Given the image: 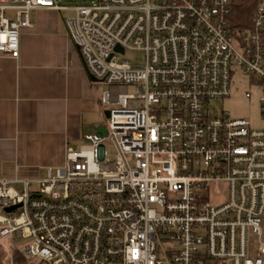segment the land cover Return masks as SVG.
I'll return each instance as SVG.
<instances>
[{
	"label": "built area",
	"instance_id": "1",
	"mask_svg": "<svg viewBox=\"0 0 264 264\" xmlns=\"http://www.w3.org/2000/svg\"><path fill=\"white\" fill-rule=\"evenodd\" d=\"M239 1L0 0V59L19 58L32 11H71L68 37L108 86L104 135L0 178V239L30 264H264V3L237 29ZM242 82L259 128L211 109Z\"/></svg>",
	"mask_w": 264,
	"mask_h": 264
},
{
	"label": "crops",
	"instance_id": "2",
	"mask_svg": "<svg viewBox=\"0 0 264 264\" xmlns=\"http://www.w3.org/2000/svg\"><path fill=\"white\" fill-rule=\"evenodd\" d=\"M60 12L32 11L19 58L0 59V178L15 166L44 175L64 165L67 146L79 148L87 133L105 134L99 82L88 75Z\"/></svg>",
	"mask_w": 264,
	"mask_h": 264
},
{
	"label": "rangeland",
	"instance_id": "3",
	"mask_svg": "<svg viewBox=\"0 0 264 264\" xmlns=\"http://www.w3.org/2000/svg\"><path fill=\"white\" fill-rule=\"evenodd\" d=\"M61 6H77L90 4L95 0H56ZM10 15V13L8 14ZM74 16L71 11H61L59 17L61 20H65L69 17ZM126 59L132 60L135 63H142V54L128 52ZM100 95L102 92L108 90V86L105 83H97ZM260 91L257 87L248 85L246 82L236 84V89L233 96L227 100L214 101L211 105V109L214 113H219L222 109L228 110L231 115L235 118H246L248 119L253 127H261L262 120L260 118L258 100L260 98ZM103 121V120H102ZM109 155L115 157L114 149H109ZM261 241L264 242V222L262 225V236ZM19 245H24L25 240H17ZM21 253V251L8 240L0 239V256L3 258L4 264H15L12 260L13 253ZM23 257V256H22ZM24 264H30L26 261Z\"/></svg>",
	"mask_w": 264,
	"mask_h": 264
},
{
	"label": "trees",
	"instance_id": "4",
	"mask_svg": "<svg viewBox=\"0 0 264 264\" xmlns=\"http://www.w3.org/2000/svg\"><path fill=\"white\" fill-rule=\"evenodd\" d=\"M264 0H241L233 7V27L239 29L250 28L251 17L254 10ZM21 254L13 253L12 260L15 264H24L27 259ZM0 264H4L3 258L0 256Z\"/></svg>",
	"mask_w": 264,
	"mask_h": 264
},
{
	"label": "water",
	"instance_id": "5",
	"mask_svg": "<svg viewBox=\"0 0 264 264\" xmlns=\"http://www.w3.org/2000/svg\"><path fill=\"white\" fill-rule=\"evenodd\" d=\"M92 80L94 81V82H97V80H95L94 78H92ZM107 116H109V113L107 112ZM13 210V208H10V209H8V212H11Z\"/></svg>",
	"mask_w": 264,
	"mask_h": 264
}]
</instances>
